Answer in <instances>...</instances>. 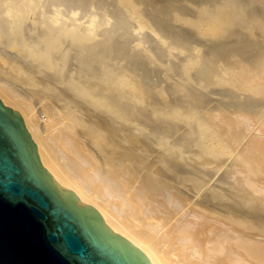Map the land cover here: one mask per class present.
<instances>
[{"label":"bare ground","instance_id":"1","mask_svg":"<svg viewBox=\"0 0 264 264\" xmlns=\"http://www.w3.org/2000/svg\"><path fill=\"white\" fill-rule=\"evenodd\" d=\"M0 93L148 260L264 264V0H0Z\"/></svg>","mask_w":264,"mask_h":264},{"label":"water","instance_id":"2","mask_svg":"<svg viewBox=\"0 0 264 264\" xmlns=\"http://www.w3.org/2000/svg\"><path fill=\"white\" fill-rule=\"evenodd\" d=\"M77 202L40 166L24 117L0 93V264H157Z\"/></svg>","mask_w":264,"mask_h":264}]
</instances>
